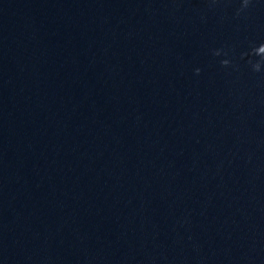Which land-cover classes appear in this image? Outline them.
<instances>
[{"label":"clouds","instance_id":"clouds-1","mask_svg":"<svg viewBox=\"0 0 264 264\" xmlns=\"http://www.w3.org/2000/svg\"><path fill=\"white\" fill-rule=\"evenodd\" d=\"M244 3H245V5H246V4H247V0H244ZM260 48H264V44H261L259 47L254 48V49H253V53L256 54V55H260V54H258V50H259ZM216 55H219V52H217ZM261 56H264V55H261ZM222 63H223L224 65H227V64L229 63V61L224 60V61H222ZM253 69L256 70V71H259V69H260V63L257 62L256 64H254V65H253ZM197 72H199V69H197Z\"/></svg>","mask_w":264,"mask_h":264}]
</instances>
